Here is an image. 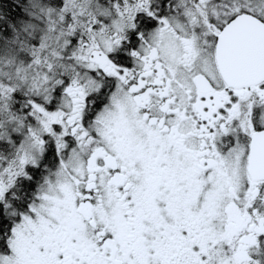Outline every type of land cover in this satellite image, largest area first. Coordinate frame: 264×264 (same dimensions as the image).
I'll use <instances>...</instances> for the list:
<instances>
[{
  "label": "snow or ice",
  "instance_id": "snow-or-ice-1",
  "mask_svg": "<svg viewBox=\"0 0 264 264\" xmlns=\"http://www.w3.org/2000/svg\"><path fill=\"white\" fill-rule=\"evenodd\" d=\"M0 264H264V0H0Z\"/></svg>",
  "mask_w": 264,
  "mask_h": 264
}]
</instances>
